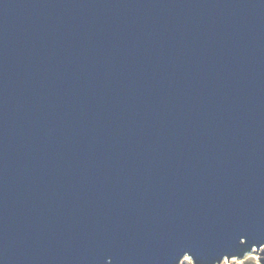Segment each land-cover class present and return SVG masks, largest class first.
Wrapping results in <instances>:
<instances>
[{
    "label": "water",
    "instance_id": "1",
    "mask_svg": "<svg viewBox=\"0 0 264 264\" xmlns=\"http://www.w3.org/2000/svg\"><path fill=\"white\" fill-rule=\"evenodd\" d=\"M263 248L264 0H0V264Z\"/></svg>",
    "mask_w": 264,
    "mask_h": 264
},
{
    "label": "rangeland",
    "instance_id": "2",
    "mask_svg": "<svg viewBox=\"0 0 264 264\" xmlns=\"http://www.w3.org/2000/svg\"><path fill=\"white\" fill-rule=\"evenodd\" d=\"M264 258V248L255 253V255H251L246 257L242 261H235V260H230V261H224L222 264H258V260ZM182 264H192L190 259L185 258Z\"/></svg>",
    "mask_w": 264,
    "mask_h": 264
}]
</instances>
